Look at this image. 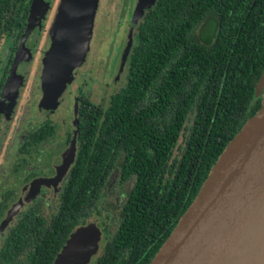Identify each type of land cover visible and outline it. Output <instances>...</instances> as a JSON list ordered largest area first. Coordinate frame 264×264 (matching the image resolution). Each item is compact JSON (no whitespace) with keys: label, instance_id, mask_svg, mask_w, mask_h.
Masks as SVG:
<instances>
[{"label":"trees","instance_id":"trees-1","mask_svg":"<svg viewBox=\"0 0 264 264\" xmlns=\"http://www.w3.org/2000/svg\"><path fill=\"white\" fill-rule=\"evenodd\" d=\"M29 5L0 0V33L12 32L13 46ZM202 19L207 28L193 38ZM132 27L123 84L105 106L79 99L75 156L56 206L45 217L37 198L12 219L0 235V264H50L68 233L99 214L113 169L130 183L110 230L97 224L104 240L90 264H147L260 105L264 0H154Z\"/></svg>","mask_w":264,"mask_h":264},{"label":"water","instance_id":"water-1","mask_svg":"<svg viewBox=\"0 0 264 264\" xmlns=\"http://www.w3.org/2000/svg\"><path fill=\"white\" fill-rule=\"evenodd\" d=\"M153 1L135 0L117 71L122 69L131 42V26ZM41 2L36 0L30 7L26 31ZM93 3L94 0L63 1L56 33L44 59V76L51 96L57 94L65 69L82 53ZM263 85L264 68L254 85V95L261 96L260 105L226 142L193 199L147 264H264ZM72 112V123L76 125L75 100ZM75 131L76 126L51 182L65 172L72 160ZM44 179L33 180L31 186L36 188ZM15 209L12 204L6 211L0 229ZM99 238L100 230L93 221L75 226L50 264H86L95 254Z\"/></svg>","mask_w":264,"mask_h":264},{"label":"rangeland","instance_id":"rangeland-1","mask_svg":"<svg viewBox=\"0 0 264 264\" xmlns=\"http://www.w3.org/2000/svg\"><path fill=\"white\" fill-rule=\"evenodd\" d=\"M35 1L30 0L31 8ZM63 1L42 0L27 34L13 51L7 31L0 34V78L6 69L4 73L6 96L0 101V191L13 188L18 192L19 180L25 171L13 172L11 168L21 162L17 149L23 135L32 125H37L45 118L53 121L57 128L55 135L41 143L40 155L31 153L27 160L21 163L25 168L34 166V169H40L43 168L40 166L45 161V153L49 154L48 149L49 152L55 153L53 160L58 159L57 153L63 148V143L60 142L63 140V131L65 129L70 131L72 128L74 100L83 98L93 104L105 106L108 96L115 93L124 82V67L117 71V65L127 30L130 28L129 22L135 0H94L82 53L65 69L57 94L49 95L43 69L44 59L56 33ZM8 13L10 17L16 14L15 5L9 7ZM203 28L206 29L207 25ZM201 30V25H197L192 30V37L198 38ZM133 42L134 29L131 28L128 49ZM10 53L13 55L12 61L7 63ZM57 141L58 144L53 145ZM129 183L128 180L119 181L117 170L113 169L108 174L100 193L97 205L99 214H91L88 220L93 221L98 228L99 221L100 225L107 224L106 232L110 230L115 221L118 199H122ZM47 202L46 207L54 205L52 199ZM45 210L49 211L46 208ZM103 240L104 237L100 234L95 254ZM93 255L86 264H90Z\"/></svg>","mask_w":264,"mask_h":264},{"label":"flooded vegetation","instance_id":"flooded-vegetation-1","mask_svg":"<svg viewBox=\"0 0 264 264\" xmlns=\"http://www.w3.org/2000/svg\"><path fill=\"white\" fill-rule=\"evenodd\" d=\"M31 6L29 5V14L31 12ZM34 9H35V5H34ZM29 14H28V19L26 21L25 18V25L22 28V30L19 32V36L17 38L16 41V45L13 46L12 44V51L18 46V42H20V40L22 39L23 36H25L29 30V27L27 28L26 31V27L29 23ZM27 16V15H26ZM203 20V19H202ZM201 20V21H202ZM130 23V22H129ZM201 25V28H203V26L205 25L204 20L203 22L199 23V26ZM131 28H133L131 26ZM3 31H7V33L9 34L11 40L13 38V34L12 32H10L7 29H4ZM2 31V32H3ZM26 31V32H25ZM1 32V33H2ZM0 33V34H1ZM22 34V35H21ZM11 51V52H12ZM128 52V50H127ZM10 55H12L10 53ZM127 55V54H126ZM13 56V55H12ZM8 59V57H7ZM12 61V57L10 56V60L9 62ZM125 63V60H124ZM122 68L124 67V64ZM8 65V64H7ZM122 70V69H121ZM4 71V69H3ZM6 72V69L4 71V73ZM4 73L0 78V101L3 99L4 96H6V83L4 81ZM4 82V83H3ZM13 89V87H12ZM9 96V95H8ZM80 99V98H79ZM79 99L76 101V119L77 118V112H78V103H79ZM1 103V102H0ZM73 105V104H72ZM73 112H72V119H73ZM72 119H71V125L72 128L69 130H64L63 131V140L60 141L63 143V148L57 153L58 154V159L57 161H54L53 158L55 156V153L50 151L48 149V153H45L44 157H45V161H43V164L40 167V169H34V166H29V167H24L23 165H21V163L25 160H27V158L29 157V155L32 153V155L34 154V152L36 154H39V147H41V143H43L44 141L48 140L50 137H52L53 135H55V131L57 130L56 128V124L52 121H49L48 119H42L41 121H39L37 123V125H32L30 130L28 129L26 131V133L23 135L22 140L19 144V148L17 149V153L19 154V156H21V162L17 163L16 165H14L11 169L12 171H25V173L23 174L22 178L19 180L20 181V185L17 188L18 192H15V189L13 188H7L4 189L2 191H0V203H4L5 205L3 206L1 212H0V220L5 216L6 211L11 207L12 204L16 205V209L14 210V212H12V214L9 216L8 220L5 222V224L2 226V228L0 229V235L3 233V231L8 227L9 223L12 221V219L18 215V213H20L25 207H27L30 202L34 199H39L41 202V209L40 212L43 214V216H48L54 209V207L57 204V196L59 193V189L62 185V182L65 178L66 172L70 166V164L72 163L74 156H75V149H76V143H77V121H76V125H74L72 123ZM38 125H44L47 126L45 129L37 131L35 130V126ZM76 126V131L74 134V152H73V156H72V160L71 162L68 164L65 172L63 174H61V176L55 180V182H51L50 178L54 176L55 174V168L59 165V163L61 162V158H62V153L64 151V149L67 147L69 139L72 135V130L74 129V127ZM58 141L56 143H54L53 145H57ZM20 160V159H19ZM21 165V166H20ZM40 178H46L43 181L44 182H40L38 183L37 187L34 188V186L32 185V181L35 179H40ZM108 178V175H107ZM118 179V178H117ZM107 181V180H106ZM105 181V183H106ZM30 184V187L28 186ZM27 185V186H26ZM102 190V189H101ZM24 194L25 196L20 197V195ZM19 197L21 199H19ZM100 198V197H99ZM50 199L54 200V205L52 207H46L47 205V201H50ZM49 209V211L45 210ZM88 220V219H87ZM77 226V225H76Z\"/></svg>","mask_w":264,"mask_h":264},{"label":"bare ground","instance_id":"bare-ground-1","mask_svg":"<svg viewBox=\"0 0 264 264\" xmlns=\"http://www.w3.org/2000/svg\"><path fill=\"white\" fill-rule=\"evenodd\" d=\"M52 71H54V70H51V74L50 75H52L53 76V74H52ZM50 84V83H49ZM83 245H84V241H82L81 242V244H80V247L82 248L83 247Z\"/></svg>","mask_w":264,"mask_h":264}]
</instances>
